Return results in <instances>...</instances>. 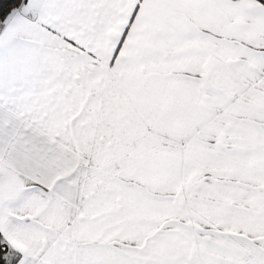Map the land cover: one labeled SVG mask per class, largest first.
I'll list each match as a JSON object with an SVG mask.
<instances>
[{
  "label": "snow or ice",
  "instance_id": "obj_1",
  "mask_svg": "<svg viewBox=\"0 0 264 264\" xmlns=\"http://www.w3.org/2000/svg\"><path fill=\"white\" fill-rule=\"evenodd\" d=\"M0 264H264V0H0Z\"/></svg>",
  "mask_w": 264,
  "mask_h": 264
}]
</instances>
